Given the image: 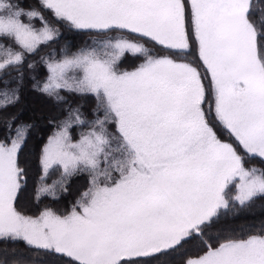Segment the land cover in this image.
<instances>
[{"label": "snow or ice", "instance_id": "obj_1", "mask_svg": "<svg viewBox=\"0 0 264 264\" xmlns=\"http://www.w3.org/2000/svg\"><path fill=\"white\" fill-rule=\"evenodd\" d=\"M58 25L96 38L42 56L34 88L57 104L92 96L94 118L68 108L43 148L36 200L58 199L75 175L88 184L70 208L28 214L29 126L0 140V242L15 245L0 264H156L193 239L184 264H264V221L212 228L264 199V168L248 166L264 162V0H0V110L19 102L26 57L58 41ZM126 56L142 63L124 70ZM76 126L87 128L78 139Z\"/></svg>", "mask_w": 264, "mask_h": 264}, {"label": "trees", "instance_id": "obj_2", "mask_svg": "<svg viewBox=\"0 0 264 264\" xmlns=\"http://www.w3.org/2000/svg\"><path fill=\"white\" fill-rule=\"evenodd\" d=\"M30 6L36 5V0H24ZM46 18L56 24L50 13H46ZM39 27V21H36ZM60 28V37L58 41L52 42L48 46H41L37 54L28 55L24 66L22 67L23 83L20 87V100L14 106L6 110H0V140L7 139L10 135H14L15 128L19 125H28V132L25 145L21 152V163L26 167L28 172L27 183L21 190L18 197V206L20 209L28 214H37L44 207H52L56 210L63 211L71 207V205L78 198L81 190L88 184V177L86 174L75 175L70 178L67 183V191H57L58 199H53L50 196L42 195L39 202L36 200L37 189L40 187V178L42 175V168L40 164L43 148L46 146L49 138L57 131L58 125L66 118L69 107H79L86 120H92L93 110L95 108V99L92 96H79L64 94L67 99V110H60L61 104H57L45 94L35 90V82H43L47 76V70L41 62L42 56H49L53 51L55 58L59 59L62 51L75 52L83 47L91 45L95 34L85 33L77 30H71L64 25H58ZM10 43V42H6ZM163 54V53H159ZM31 62L35 64L34 68H28L27 64ZM142 60L126 56L121 63L124 70H135ZM198 63V61H197ZM17 77V70L10 69L8 73L3 76L4 80L10 81V86L15 87V78ZM4 87L0 83V88ZM12 119L11 132L8 128L9 119ZM87 128L76 126L73 129L74 139H78L82 131ZM248 166H256L264 168V162L254 160L249 162ZM61 172L54 170L48 179L51 184L53 180L58 179ZM264 221V199H257L250 207L241 209L236 207L233 212H229L226 216H222L219 223H214L212 228L214 232L235 231L239 233L242 229H246L253 224H259ZM200 242L196 239L187 243L184 249L179 253H172L165 256L163 259L156 261V264H184L185 254H190L198 250ZM15 245H4L0 242V250L5 247L12 248ZM19 250L27 252L23 244L19 245ZM42 259L54 260L51 257H37L36 264H41Z\"/></svg>", "mask_w": 264, "mask_h": 264}, {"label": "rangeland", "instance_id": "obj_3", "mask_svg": "<svg viewBox=\"0 0 264 264\" xmlns=\"http://www.w3.org/2000/svg\"><path fill=\"white\" fill-rule=\"evenodd\" d=\"M61 108H60V110H62V111H65V110H67V107H66V105H62L61 104V106H60Z\"/></svg>", "mask_w": 264, "mask_h": 264}]
</instances>
